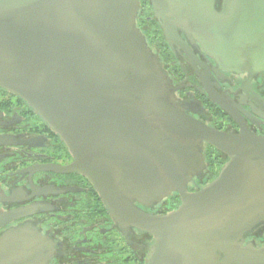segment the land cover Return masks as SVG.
<instances>
[{
	"label": "water",
	"instance_id": "1",
	"mask_svg": "<svg viewBox=\"0 0 264 264\" xmlns=\"http://www.w3.org/2000/svg\"><path fill=\"white\" fill-rule=\"evenodd\" d=\"M149 3L172 50L188 53L185 38L226 71L248 79L264 72V0H220L219 10L215 0ZM140 7L141 0H0V88L59 136L74 158L60 170L85 175L123 232L150 235L144 264H264V239L256 240L264 135L243 125L219 130L187 112L137 25ZM204 143L226 160L189 190L207 167ZM173 193L178 204L163 213L135 205L156 206ZM8 199L0 189V201ZM32 207H0V227ZM53 247L30 222L0 230V264H48Z\"/></svg>",
	"mask_w": 264,
	"mask_h": 264
},
{
	"label": "flooded vegetation",
	"instance_id": "2",
	"mask_svg": "<svg viewBox=\"0 0 264 264\" xmlns=\"http://www.w3.org/2000/svg\"><path fill=\"white\" fill-rule=\"evenodd\" d=\"M220 0H215L219 10ZM137 25L158 52L175 94L187 103V112L219 130L237 132L241 125L264 135V72L226 71L199 44L187 53L172 50L153 17L149 0H141ZM183 36V34L181 33ZM206 86H204V83ZM211 93V94H210ZM212 96L224 101L233 115L223 111ZM0 201L5 210L32 207V212L3 226L30 222L54 243L48 264H144L150 235L135 227L122 229L89 179L60 168L74 158L59 136L19 96L0 88ZM206 169L189 184V190L211 181L226 156L204 143ZM170 202L167 200L170 198ZM156 206L140 209L163 213L175 208V193ZM173 197V198H172Z\"/></svg>",
	"mask_w": 264,
	"mask_h": 264
},
{
	"label": "trees",
	"instance_id": "3",
	"mask_svg": "<svg viewBox=\"0 0 264 264\" xmlns=\"http://www.w3.org/2000/svg\"><path fill=\"white\" fill-rule=\"evenodd\" d=\"M172 198H173V197H172ZM169 199H171V197L167 199V200L170 202ZM260 238L264 239V226H262V227L258 230V232H257L256 240H258V239H260Z\"/></svg>",
	"mask_w": 264,
	"mask_h": 264
}]
</instances>
